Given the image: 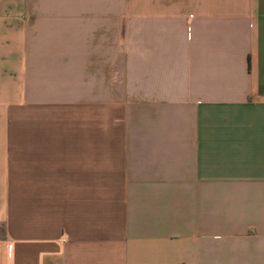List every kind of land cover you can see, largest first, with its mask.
<instances>
[{
    "label": "crops",
    "instance_id": "0c3cea01",
    "mask_svg": "<svg viewBox=\"0 0 264 264\" xmlns=\"http://www.w3.org/2000/svg\"><path fill=\"white\" fill-rule=\"evenodd\" d=\"M264 0H0V264H264Z\"/></svg>",
    "mask_w": 264,
    "mask_h": 264
},
{
    "label": "built area",
    "instance_id": "2783aa9c",
    "mask_svg": "<svg viewBox=\"0 0 264 264\" xmlns=\"http://www.w3.org/2000/svg\"><path fill=\"white\" fill-rule=\"evenodd\" d=\"M258 101L259 102H264V94L259 96Z\"/></svg>",
    "mask_w": 264,
    "mask_h": 264
}]
</instances>
